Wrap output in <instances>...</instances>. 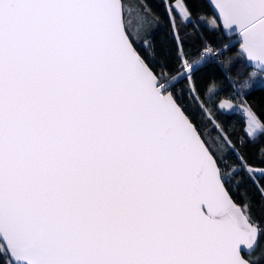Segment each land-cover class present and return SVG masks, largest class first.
Returning <instances> with one entry per match:
<instances>
[{
	"label": "snow or ice",
	"instance_id": "snow-or-ice-1",
	"mask_svg": "<svg viewBox=\"0 0 264 264\" xmlns=\"http://www.w3.org/2000/svg\"><path fill=\"white\" fill-rule=\"evenodd\" d=\"M214 7L240 54L264 66V0ZM165 12L166 62L145 0H0V264H264V218L230 191L246 178L264 203V166L176 87L198 98L196 75L220 50H184L187 0H165ZM217 89L209 80L206 93ZM233 100L218 108L239 106L250 140L264 134ZM208 124L227 152L205 138Z\"/></svg>",
	"mask_w": 264,
	"mask_h": 264
},
{
	"label": "trees",
	"instance_id": "trees-1",
	"mask_svg": "<svg viewBox=\"0 0 264 264\" xmlns=\"http://www.w3.org/2000/svg\"><path fill=\"white\" fill-rule=\"evenodd\" d=\"M145 3L151 9L152 16L160 19L158 24L153 22L150 26L157 58L164 62L169 58H175L176 47L172 38L169 17L165 12V0H145ZM187 4L192 11L193 19L185 22H181L179 17L176 19L180 35L186 41L184 50L195 51L202 48L204 42L207 41L214 49H219L220 52L211 64L214 71L204 69L203 75L201 73L196 75L198 98H193L190 93H187L186 82L176 85L177 88H185V99L182 103L190 105L196 112H199L198 105L212 108L211 115L228 132L232 142L243 153L248 162L256 166H264L259 164L260 149L264 148V134L258 133L254 140H250L243 131L245 120L241 108L234 111L218 108L220 100L224 98L234 97L233 103L235 104H240L246 100L247 104H250L260 119L264 121V85H254L247 89L242 87L245 82L251 84L250 79L253 73H264L253 69L247 64L244 56L238 51L237 44L225 47L232 41V38H228L224 34L207 0H187ZM199 16H203L205 19L199 20ZM209 20H214L216 26L210 25ZM209 80L216 81L218 85L216 92L206 93ZM203 118L207 122L208 117ZM201 130L205 131L206 139L209 141L216 140V144H213L214 148H218L222 152L229 150L228 145H224L223 149H219L221 143L219 129H213L212 125L208 124L206 129L202 128ZM239 136L244 137L245 143L243 145L238 141ZM227 163L228 165L236 164L235 157L229 159ZM241 175L243 176V173ZM230 191L236 203L242 204L245 199H249L252 214L258 219L264 218V203L261 201V195L256 185L244 178L238 190L232 189Z\"/></svg>",
	"mask_w": 264,
	"mask_h": 264
},
{
	"label": "water",
	"instance_id": "water-1",
	"mask_svg": "<svg viewBox=\"0 0 264 264\" xmlns=\"http://www.w3.org/2000/svg\"><path fill=\"white\" fill-rule=\"evenodd\" d=\"M208 4L210 5L216 19L218 20V22L220 23L221 27H222V30L224 32V34L226 35V37L228 38H232V41L227 45V47L231 46V45H235L237 44L238 45V51L241 53L242 50L240 49V42L242 41V38L238 36V33L237 32H233L231 29H225L223 27V20H222V17H220L219 15V10L216 9L214 7V3H215V0H207ZM244 56V58L246 59V62L247 64L252 67L253 69L255 70H258L262 73H264V66L260 65L258 62L256 61H251L247 58L246 54H242ZM236 202V201H235ZM238 204V203H237ZM239 205V204H238Z\"/></svg>",
	"mask_w": 264,
	"mask_h": 264
},
{
	"label": "rangeland",
	"instance_id": "rangeland-1",
	"mask_svg": "<svg viewBox=\"0 0 264 264\" xmlns=\"http://www.w3.org/2000/svg\"><path fill=\"white\" fill-rule=\"evenodd\" d=\"M250 83L252 86L254 85H264V74H259L255 72V75H252L250 79ZM234 105H239V104H234ZM239 106L235 107L238 108Z\"/></svg>",
	"mask_w": 264,
	"mask_h": 264
},
{
	"label": "crops",
	"instance_id": "crops-1",
	"mask_svg": "<svg viewBox=\"0 0 264 264\" xmlns=\"http://www.w3.org/2000/svg\"><path fill=\"white\" fill-rule=\"evenodd\" d=\"M235 104V103H234ZM235 109H240V107H238V108H235Z\"/></svg>",
	"mask_w": 264,
	"mask_h": 264
},
{
	"label": "built area",
	"instance_id": "built-area-1",
	"mask_svg": "<svg viewBox=\"0 0 264 264\" xmlns=\"http://www.w3.org/2000/svg\"><path fill=\"white\" fill-rule=\"evenodd\" d=\"M214 49V48H213ZM217 57V55L215 56V58ZM191 59V58H190Z\"/></svg>",
	"mask_w": 264,
	"mask_h": 264
}]
</instances>
